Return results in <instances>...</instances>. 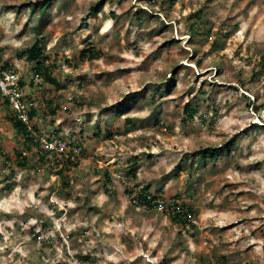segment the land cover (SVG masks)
I'll return each instance as SVG.
<instances>
[{
	"label": "rangeland",
	"instance_id": "obj_1",
	"mask_svg": "<svg viewBox=\"0 0 264 264\" xmlns=\"http://www.w3.org/2000/svg\"><path fill=\"white\" fill-rule=\"evenodd\" d=\"M39 1L0 0V65L26 84L16 54L41 39L65 88H34L36 141L84 153L19 167L34 156L0 99V264H264V0ZM142 188L189 205L192 226L134 207Z\"/></svg>",
	"mask_w": 264,
	"mask_h": 264
},
{
	"label": "trees",
	"instance_id": "obj_2",
	"mask_svg": "<svg viewBox=\"0 0 264 264\" xmlns=\"http://www.w3.org/2000/svg\"><path fill=\"white\" fill-rule=\"evenodd\" d=\"M41 2V9L39 10V12H43L44 9H46L49 4L51 3V0H42L39 1ZM175 0H169V4H174ZM39 3H34V5H38ZM98 4L92 6L89 10H88V16H91L93 14L96 13L97 8H98ZM43 7V8H42ZM195 18H201V14L200 13H194L193 15ZM197 25L195 26L194 24H191L189 26V31L191 33H195L196 29H197ZM37 28L35 29V32L37 33ZM44 50L45 47L42 44L41 39H35L27 48H25L24 51L16 54V57L19 58V60H24L25 63L27 65H31V71L33 73L32 79H30L26 84L23 82L24 81V77H25V73H19V78H18V87L23 91V97L27 102H32V94L34 92V88H41L40 86H43L44 84H46L47 86L53 87L56 90H62L65 87L63 85H61L57 79L54 77L53 75V71L55 70V67L53 64L51 65H45V63L48 61L47 57H45L44 54ZM100 56V54L94 50V49H85L83 50L80 55L78 56V60L79 61H84V60H88V61H92L97 59ZM261 65H262V69L264 68V56L261 58L260 60ZM0 63H1V57H0ZM4 68L2 65H0V71H4ZM7 72V71H5ZM28 72V71H27ZM34 78H36L38 80V82H34ZM136 97H132L131 101L132 102H136ZM33 103V102H32ZM3 107L5 108V111L8 114V120L9 123L11 125L12 131L14 133V137H16L17 139L22 140L21 142L24 145L25 150L28 152V154H30V156H34V158L29 159L28 156L22 157L20 154L17 152L18 155V163L17 165L19 167L24 168L25 166H35L38 164V166H47V167H51L50 163L48 160H46V156L44 155V153H36V149L38 148V143H37V136L33 133V129L28 130L26 126H24V124L22 122H20L18 119H16V117L12 116V114L9 112V105H8V101L4 100L2 102ZM55 109L51 108L48 109V114L51 115L50 119H52L55 114ZM184 114L186 115V120H190V118L192 117L193 114L196 113L195 109H192L191 106H185L184 108ZM39 110L32 108L30 110V112L28 113L30 120L34 121L36 119H39ZM125 122L130 123V121L128 119H125ZM55 135H58L57 132L54 133ZM110 136V135H108ZM78 144H80L83 148V145L81 142H77ZM83 153H84V148H83ZM82 153V155H83ZM218 153V149L217 148H205L203 150L200 151L199 153V160L198 163L199 164H203L207 159L209 160H214V158L216 157ZM30 160H34V162L36 164H33V161ZM80 163H75L74 167H78ZM57 164H54V166ZM60 170H65L64 166L63 168L59 169L58 173L61 172ZM106 178V182H109L107 175L105 176ZM142 191L148 192V188H142ZM129 194H132V192H128ZM153 197V196H152ZM154 198V197H153ZM140 199V206L144 209H153V207H151V205H149L146 200L143 197H139ZM182 208V212L180 213H176L174 215V217H169L170 221L178 226L181 230H185L186 227H191V219L194 217V211H192L191 207L189 205H186L185 203H182L181 205ZM189 227V228H190ZM81 259L85 260L88 259V257H81Z\"/></svg>",
	"mask_w": 264,
	"mask_h": 264
},
{
	"label": "built area",
	"instance_id": "obj_3",
	"mask_svg": "<svg viewBox=\"0 0 264 264\" xmlns=\"http://www.w3.org/2000/svg\"><path fill=\"white\" fill-rule=\"evenodd\" d=\"M18 78V74L13 71H0V99L3 101L7 100L9 112L12 116L22 122L28 130H31L35 120H30L28 113L32 108L40 110V106L38 107L36 104L29 103L24 99L23 91L18 87ZM34 82H38V80L34 78ZM54 135L45 137L43 140L39 139L38 141H42V143L40 142L36 149V153H44L47 157L46 160L49 161L51 166H54V164H57L58 168L68 166L69 162L73 163L82 156L83 148L80 144L77 142L71 144L69 141L60 139ZM22 154L24 155V153ZM129 196V202L134 207H141L139 199L141 196L153 209L158 210L168 217H174L176 213L182 212V210L178 209V205L175 207L174 203H169L151 193L142 191V189H138L132 194H129Z\"/></svg>",
	"mask_w": 264,
	"mask_h": 264
},
{
	"label": "clouds",
	"instance_id": "obj_4",
	"mask_svg": "<svg viewBox=\"0 0 264 264\" xmlns=\"http://www.w3.org/2000/svg\"><path fill=\"white\" fill-rule=\"evenodd\" d=\"M28 155H30V154H28ZM78 159H79V158H78ZM78 159H77V160H78ZM77 160H76L75 162H73V168H75V167H74V164L77 163ZM78 163H79V162H78ZM57 167H58V166H57ZM64 167H65V166H64ZM66 167H69V165L66 166ZM61 168H63V167H61ZM61 168H60V169H61ZM58 170H59V169H58ZM141 208H142V207H141Z\"/></svg>",
	"mask_w": 264,
	"mask_h": 264
}]
</instances>
